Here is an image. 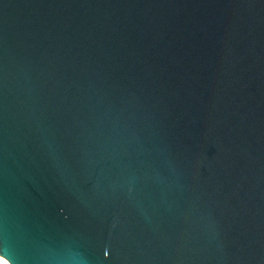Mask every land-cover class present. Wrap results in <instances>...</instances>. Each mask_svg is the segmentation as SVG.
I'll list each match as a JSON object with an SVG mask.
<instances>
[{
  "label": "water",
  "instance_id": "obj_1",
  "mask_svg": "<svg viewBox=\"0 0 264 264\" xmlns=\"http://www.w3.org/2000/svg\"><path fill=\"white\" fill-rule=\"evenodd\" d=\"M0 254L264 264V0H0Z\"/></svg>",
  "mask_w": 264,
  "mask_h": 264
},
{
  "label": "bare ground",
  "instance_id": "obj_2",
  "mask_svg": "<svg viewBox=\"0 0 264 264\" xmlns=\"http://www.w3.org/2000/svg\"><path fill=\"white\" fill-rule=\"evenodd\" d=\"M0 264H11V263L5 256L0 254Z\"/></svg>",
  "mask_w": 264,
  "mask_h": 264
}]
</instances>
